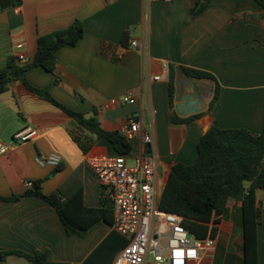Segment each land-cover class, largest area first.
Instances as JSON below:
<instances>
[{"label":"crops","instance_id":"0c3cea01","mask_svg":"<svg viewBox=\"0 0 264 264\" xmlns=\"http://www.w3.org/2000/svg\"><path fill=\"white\" fill-rule=\"evenodd\" d=\"M196 0H22V5L0 11V71L19 51L34 60L40 36L67 28L76 20L85 35L77 45L57 54L54 73L38 67L28 74L29 84L48 88L69 109L93 115L106 131H120L128 118L141 126L131 141L132 155L140 156L142 135L155 139L159 180L163 191L177 163L191 165L198 158L197 145L207 131L243 128L252 134L264 129V10L253 0H213L209 8L191 19ZM130 33V47L121 44ZM137 46H132V42ZM18 63V61H17ZM20 64V63H18ZM171 67H188L213 74L221 86L220 100L210 104L215 83L192 78L204 111L185 117L177 113L176 93L171 105ZM182 70V69H181ZM131 92L135 104L111 105V100ZM188 90L186 93L190 94ZM200 115L194 121L174 123ZM32 127L39 136L30 142L14 140L17 132ZM0 141L9 150L0 155V197L20 196L44 180L42 191L63 200L82 193L91 209H110L107 190L91 163L95 158L115 157L112 144L81 127L52 103L20 83L0 94ZM57 156V165L41 158ZM261 210L257 230L258 264H264V189L256 192ZM216 248L200 264H244L242 203L230 200L216 224ZM100 220L87 236L68 235L56 209L37 196L0 201V252L50 251V260L81 264L113 231ZM0 264H30L9 256Z\"/></svg>","mask_w":264,"mask_h":264},{"label":"trees","instance_id":"16d2710c","mask_svg":"<svg viewBox=\"0 0 264 264\" xmlns=\"http://www.w3.org/2000/svg\"><path fill=\"white\" fill-rule=\"evenodd\" d=\"M264 10V0H253ZM213 0H196L190 10L194 19L203 14ZM22 0H0V11L16 8ZM255 21H263L264 14L259 16L245 15ZM85 35L84 24L76 20L67 28L40 36L37 41V52L31 62L18 64L15 57H10L0 71V94L7 92L14 83H20L42 99L60 108L81 127L97 135L99 139L108 140L116 156L132 154L131 142L120 131L104 130L93 115L73 111L52 97L49 89H37L28 82L31 70L41 67L54 73L57 68V52L65 46H75ZM130 33L126 32L121 44L130 47ZM189 77L197 80H211L215 83L210 111L217 106L221 96V86L217 78L206 71L181 67ZM176 71L171 67L169 93L171 105L175 98ZM174 123L194 121L200 115L189 119H180L172 115ZM198 158L195 163L186 165L177 163L171 170L161 198V209L176 213L185 218L184 226L198 238L215 237L218 218L225 213L230 200L242 203V227L244 237V264H258L257 230L261 223V210L257 203L256 192L264 189V129L261 134H252L243 128L222 129L213 125L202 136L198 145ZM44 180L33 182L32 188L20 196L2 198L0 201H14L29 196H37L55 207L67 234L85 237L89 229L100 220L113 226V212L110 209H91L84 205L82 193L70 199L42 191ZM127 240L113 230L81 264H113L117 254L127 246ZM19 256L30 264H69L50 260V251L41 250L34 253L0 252V260L9 256Z\"/></svg>","mask_w":264,"mask_h":264},{"label":"built area","instance_id":"2783aa9c","mask_svg":"<svg viewBox=\"0 0 264 264\" xmlns=\"http://www.w3.org/2000/svg\"><path fill=\"white\" fill-rule=\"evenodd\" d=\"M131 45L137 46V42ZM16 49L19 51L16 55L18 63H27L22 53L24 45L18 44ZM110 103L133 105L136 101L129 92ZM120 132L128 141H134L141 135L140 123L130 117ZM38 136L37 129L27 127L17 132L14 140L26 143ZM142 144L141 154L133 166L128 163L132 154L95 158L91 163L100 184L108 192L113 229L128 242L113 264H200L202 257L215 251L216 239L211 236L198 238L184 226L183 216L161 209L163 185L159 180V157L153 135L143 134ZM9 148L0 141V155ZM40 161L57 165L60 160L57 156H49Z\"/></svg>","mask_w":264,"mask_h":264},{"label":"water","instance_id":"95a60500","mask_svg":"<svg viewBox=\"0 0 264 264\" xmlns=\"http://www.w3.org/2000/svg\"><path fill=\"white\" fill-rule=\"evenodd\" d=\"M176 81V100L178 102L177 113L185 117L190 114H199L204 111L200 94L197 90L195 81L185 74L181 69L177 71ZM191 90L190 94L186 92Z\"/></svg>","mask_w":264,"mask_h":264},{"label":"rangeland","instance_id":"374dc122","mask_svg":"<svg viewBox=\"0 0 264 264\" xmlns=\"http://www.w3.org/2000/svg\"><path fill=\"white\" fill-rule=\"evenodd\" d=\"M46 89H48V88H46ZM135 159H136V157L134 155H131V157L128 158V163L130 166H133L135 164Z\"/></svg>","mask_w":264,"mask_h":264}]
</instances>
